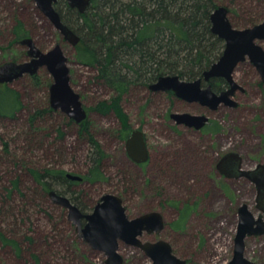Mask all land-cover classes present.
I'll return each instance as SVG.
<instances>
[{"label": "rangeland", "instance_id": "obj_1", "mask_svg": "<svg viewBox=\"0 0 264 264\" xmlns=\"http://www.w3.org/2000/svg\"><path fill=\"white\" fill-rule=\"evenodd\" d=\"M220 1L230 9V21L238 28L255 25L264 19V0ZM18 19L24 22L30 36L42 50L61 44L68 57L71 85L80 94L88 112L91 132L106 152L105 180L65 185L70 190H82L80 206L84 211L92 212L103 195L115 193L122 197L131 218L151 211L160 212L165 218L161 235L173 246L176 255L186 259L187 264H227L233 256L240 207L247 203L255 217L264 214L258 206L256 183L246 177L225 179L215 176L217 173L211 177L204 167L191 170L182 158L181 147L186 140L183 127L168 115L206 111L214 121L221 123V138L228 141L236 135V148L243 157L246 170L257 168L259 163L264 164V81L257 68L250 60L238 65L235 78L244 89L236 93L234 100L237 105H221L214 112L207 111L199 103H189L175 94L153 91L150 87L131 89L124 94L122 106L128 120L134 127L141 121L152 149V163L148 172L141 175L125 155L119 115L110 109L96 108L101 101L114 97L116 91L95 78L96 70L77 60L73 45L63 38L35 1L0 0V65L8 61L23 62L28 58V46L20 40H13V28ZM261 44L264 46V41ZM52 82V75L43 67L35 76L26 74L6 84L19 93L22 106L15 115H0V151L5 150L3 140L9 142L10 151L0 152V164L4 168L3 173L0 171L1 182L8 177L4 174L12 170L10 175L15 172L21 174L30 190L38 187L28 168L15 166L12 156H33L29 148L26 150L20 146L24 145L22 139L31 136L26 134L31 131L29 117L32 112L50 106ZM3 91L0 88V98L6 97L5 107H13L12 95ZM45 118L48 120L42 123L45 130L34 128L40 138L57 136L58 129L62 130L63 136L58 140L61 153L57 162L53 163L49 158L44 164L56 166L65 173L84 175L88 171L87 155L91 143L80 134V124L60 108L53 109ZM176 146H179V152ZM37 153L43 157L42 151ZM119 187H122L120 192L117 191ZM47 198L50 205L32 207L31 220L23 223L21 233H18L25 244L22 253L18 254L0 240V264H35L28 256L33 249L46 255L38 264H106L108 255L79 236L76 224L68 218V209L58 207L50 194ZM3 226L6 231L17 229L13 222L8 226L3 223ZM153 238L155 235L151 233L143 236L145 240ZM245 245L246 256L256 264H264V234L248 236ZM118 252L123 256L122 264H153L144 250L122 240L119 241Z\"/></svg>", "mask_w": 264, "mask_h": 264}, {"label": "trees", "instance_id": "obj_2", "mask_svg": "<svg viewBox=\"0 0 264 264\" xmlns=\"http://www.w3.org/2000/svg\"><path fill=\"white\" fill-rule=\"evenodd\" d=\"M220 5L225 3L220 0H91L87 10L80 13L68 6L65 0L56 4L63 21L81 38L75 47L77 60L96 70L95 78L116 91L114 97L101 101L96 108L110 109L119 115L123 126L120 129L122 138H125L122 131L129 127V117L122 106L124 94L131 89L150 87L162 75H179L183 79L195 80L221 57L225 41L211 30V14ZM13 33L14 41L31 35L21 19L17 20ZM0 88L4 93L11 94L14 100L13 107L8 108L5 107L6 97L0 98V115H15L22 106L19 93L6 84H0ZM52 111L46 105L36 109L29 117L31 131L26 135L31 136L22 139L24 145L20 147L29 148L33 156H12L15 166L28 168L38 187L30 190L21 174L15 172L10 175L12 170L4 174L8 177L3 178V182L0 180V240L13 247L18 254L25 246L19 236L23 223L31 220L32 207L50 205L47 195L51 190L69 195L79 206L82 204V190H70L65 186L77 185L78 181L68 179L58 167L44 164L49 158L51 162H57L61 153L58 140L63 136L62 130H57V136L40 138L37 134L38 130H45L42 123L48 122L45 116ZM80 126V134L91 143L87 155L88 171L82 175V181L105 180L106 152L91 132L88 119ZM3 143L5 150L0 152L9 153V142L3 140ZM38 151L43 152V157ZM0 171H4L2 166ZM117 191H122V187ZM12 222L17 229L7 231L13 235L8 234L3 226V223L8 226ZM55 234L58 235L56 229ZM29 239L33 240L32 237ZM42 254L33 249L28 256L38 264L46 256Z\"/></svg>", "mask_w": 264, "mask_h": 264}, {"label": "water", "instance_id": "obj_3", "mask_svg": "<svg viewBox=\"0 0 264 264\" xmlns=\"http://www.w3.org/2000/svg\"><path fill=\"white\" fill-rule=\"evenodd\" d=\"M37 7L51 20L60 31L63 38L75 48L80 42V36L62 19L56 4L60 0H33ZM71 8L84 13L91 0H66ZM212 32L225 41V48L221 57L208 70L203 78L222 77L230 87L220 94L213 91L211 85L202 88V78L186 80L179 75H162L150 85L153 91H173L176 96L189 102H200L212 109H217L222 103L235 106L237 102L233 95L237 90L244 88L236 81L235 71L238 65L245 61L257 68L264 81V19L255 25L237 28L229 18V9L224 5L218 6L211 14ZM28 46V60L23 62L8 61L0 65V84H9L26 74L35 76L41 68L46 67L53 77L50 87V107L61 109L71 119L80 124L88 118V112L83 105L80 94L71 85L68 57L61 44L44 51L39 48L32 36L20 40ZM171 117L179 124L202 128L209 117L205 114L190 112H174ZM126 148L134 160L145 162L149 158L146 139L140 129H135L126 141ZM234 162L236 172L231 177H243L256 183L258 189V206L264 211V164L259 163L257 168L246 170L242 167V157L239 153H229L221 161L226 165ZM66 177L72 181H82L83 176L68 172ZM52 199L66 207L69 219L72 220L79 232V236L89 242L95 249L108 255L106 264H122L123 256L118 252L119 241L140 247L153 260V264H187L173 252L171 244L166 240L157 242L142 241L140 236L144 231L160 233L165 227L163 215L158 211H151L131 218L120 195L107 193L95 206L93 212L84 213L70 198L53 189L50 191ZM264 214L255 217L244 203L239 209V224L234 239V251L227 264H256L245 254V239L248 236L264 234ZM83 219L86 223L83 224Z\"/></svg>", "mask_w": 264, "mask_h": 264}, {"label": "flooded vegetation", "instance_id": "obj_4", "mask_svg": "<svg viewBox=\"0 0 264 264\" xmlns=\"http://www.w3.org/2000/svg\"><path fill=\"white\" fill-rule=\"evenodd\" d=\"M66 3H67V1H66ZM27 57H28V55H27ZM28 59H29V57L25 60H28ZM200 78L203 79L202 85H201L202 88H205V87L211 85L213 91L218 93V94H220L221 92H223L224 90H226L230 87L229 83L222 77H213V78H210L209 80H205L203 78V76ZM190 81H192V80H190ZM237 91H239V90H237ZM237 91L233 95V99L235 98ZM168 93L174 94L173 91H169ZM189 103H194V102H189ZM196 103L201 104L200 102H196ZM201 105L207 111L209 110L211 112H214L217 110V109H212L208 105H203V104H201ZM221 105L228 106L227 104H224V103H222ZM171 114L172 113H170L168 115L169 118H171ZM196 114H205L209 117V120L206 122V124L202 128H197L196 126H189L186 124L177 123V125L183 127V134L186 137L185 143L183 144V147H181L182 154H183V156H182L183 161L186 162V164L191 168V170L193 169V167H204L205 169H207V172L209 174H211V177H213V174L215 175L217 173L218 175L216 174L215 176L222 177L225 179H229V178L234 179V177L230 176L231 174H234L236 172V170L233 167L234 162L231 160V161L227 162L226 165H221V166H220V163H221L222 159L227 154L232 153V152L239 153L237 151V148H236V139H235L236 135L234 137H231L228 141L221 138L220 135H221V131L223 129L221 126V123L214 121L212 119V116L210 114H208L206 111H201V112L196 113ZM88 118H89V115H88ZM127 123L129 124V127L127 126V128L122 131V134L124 132L123 135L125 136V138L122 139L123 142H125V155L128 157L129 161L131 163H133L138 168V171L140 172V174L143 175L144 173L148 172L147 170L152 163V156H151L152 149L149 147L148 135L146 134V130L144 128H142V126L140 125V124H142L141 121H140V123L137 124L136 127L132 126L130 120H128ZM121 128H123V126ZM135 129L142 130L144 133L145 139H146L147 148H148V152H149V158L145 162H138V161L134 160L133 158H131V156L129 155L127 148H126V141L132 135V132ZM196 139H198V141ZM175 148L178 149L179 146H176ZM178 152H179V149H178ZM241 157H242V155H241ZM171 161H173V158L171 159ZM242 167H243V169H246V167L243 165V157H242ZM250 170H253V169H250ZM147 175H148V173H147ZM243 177L247 178V176H243ZM150 178H152V177H150ZM247 179H249V178H247ZM59 193H61V192H59ZM49 194H50V192H49ZM61 194H63V193H61ZM64 195H66L70 198L69 195H67V194H64ZM101 198H100V201H101ZM70 200L73 202V200L71 198H70ZM55 203L57 204L58 207L62 206L61 204H59L57 202H55ZM74 204H76V203H74ZM77 206L84 213H91L88 211H84V209L81 206H79V205H77ZM95 206H94V208H95ZM62 207L66 208L64 206H62ZM68 218H69V214H68ZM164 220H165V218H164ZM82 221H83V224L86 223V219H83ZM76 231H78V230H76ZM161 232L160 233L153 232V233H151V235H155V238H153L151 240H145V239H143V236L145 235V233L150 234V232L144 231L143 234L140 236V238L142 241H150V242H157L161 239L168 241L167 239L163 238V236L161 235ZM172 248H173V246H172ZM173 252H174V249H173Z\"/></svg>", "mask_w": 264, "mask_h": 264}]
</instances>
